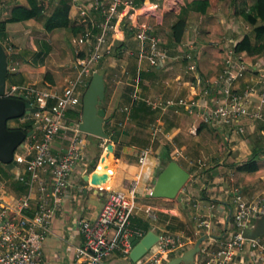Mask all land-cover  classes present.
<instances>
[{"label": "crops", "instance_id": "1", "mask_svg": "<svg viewBox=\"0 0 264 264\" xmlns=\"http://www.w3.org/2000/svg\"><path fill=\"white\" fill-rule=\"evenodd\" d=\"M66 1L70 4L68 18L72 22L76 17L75 10L70 1ZM138 1L140 3L142 0ZM191 1L160 0L154 14L139 17L140 21L151 24L152 34L159 35L163 41L159 49L165 54V59L156 66L150 65L146 59H139L135 33L128 29L127 20L122 22L120 33L109 38L117 51V57L111 56L106 58L107 61L102 60L100 72L105 76L103 67L105 68L106 62L110 67L121 68V71L128 68L129 63L133 65L134 78L130 87L125 88L118 82L112 89L107 84L102 101L105 110L103 128L108 134L119 132L120 144L111 141L110 137L105 140L81 133V158L73 169L69 185L52 216L50 232L43 243L41 264L82 262L78 252L83 248L85 238L79 221L94 222L106 200L108 190H120L133 181L136 182V208L131 223L145 232L136 238H142L147 231L152 230L157 235H179L184 241L181 248L166 256L164 264L191 248L200 233L204 232L216 237H209L200 244V252L195 255L193 264H203L208 253L217 250L220 242L229 234L231 222L226 224V216L230 209L232 212L235 200L249 203L257 198H264L262 122L243 119L240 122L242 132H239L236 125L207 124L201 121L204 109L214 107L222 99L221 76L230 51L243 56L249 65L244 76L233 83V89L242 92L246 86L257 81L262 67H256L255 63L259 59L264 60V52L253 58L246 51L237 52L234 49V45L252 31L240 12L248 9L253 0H218L204 14L189 11L182 40L174 43L170 37V27L181 7ZM57 4L43 3L45 18L51 16ZM18 5L26 6L27 1L0 0V21L6 22L4 48L8 53V67L15 68L12 72L18 80H23L22 85H37L44 74L49 72L54 83L47 89L60 92L72 75V35L64 28L48 30L44 18L9 22L12 10ZM189 53L193 55L191 61L195 63V73L189 69L191 62L183 57V54ZM197 78L201 79L200 83H197ZM7 85L11 84L7 82ZM84 89L85 87L82 88V94ZM180 100L186 104L179 103ZM187 100L195 105H188ZM138 101H145L151 108L161 110L147 126L151 142H157L155 147L152 144L144 148L137 147L127 141L123 134L131 132V129L133 131L136 125L129 114L133 103ZM79 108L81 102L74 109ZM79 119L80 116L77 120ZM71 122L73 120L66 116L65 125L70 126ZM38 126L39 124L33 122V132L24 141V145L39 142L42 131ZM71 133L68 129L60 130L54 138L52 152H65L69 144L67 136ZM107 142L113 144L117 156L106 152ZM165 145L171 149L172 160L190 174L179 191L181 198L151 195L153 181L165 166L159 157ZM146 148L149 153L143 163H140L139 152ZM21 151L17 150V153ZM253 151L257 154L251 160ZM33 154L34 150L12 169L6 168L0 162V182L6 183L11 194L21 195L28 192L25 182L32 177L28 161ZM104 154L107 158L111 156L106 163L107 167H104L106 160L100 162V157ZM249 164H253L255 168L241 169ZM93 171L107 174L103 187L90 182ZM86 175L87 180L84 179ZM47 177L42 169L36 172L34 198L38 194L39 182H44ZM148 208L156 213L155 220L147 217ZM256 217L251 218L249 226L254 224ZM201 221H206L209 227L199 226ZM257 239L264 244V232ZM127 263L128 260L119 251H115L103 262ZM234 264L261 263L253 261L250 248L246 246L235 257Z\"/></svg>", "mask_w": 264, "mask_h": 264}, {"label": "built area", "instance_id": "2", "mask_svg": "<svg viewBox=\"0 0 264 264\" xmlns=\"http://www.w3.org/2000/svg\"><path fill=\"white\" fill-rule=\"evenodd\" d=\"M42 3L57 4L61 0H41ZM76 8V17L82 24V31L71 36L74 49V60L71 63L72 75L66 80L60 92L33 85H6L5 95L23 94L39 108V111L28 114L26 120L39 124L42 137L36 144L18 147L14 153L15 164L25 160L34 150L28 161L32 177L25 183L28 192L14 195L8 192L5 182H0V264H41L43 260V243L50 232V224L55 209L69 185L73 169L81 158V132L76 123L65 125L67 112L73 110L86 87L91 74L98 70L99 63L115 52L109 42L111 35L119 34L122 22L127 20L128 29L135 33L139 59H146L156 66L165 58L159 49L163 43L159 35L152 34V26L139 20L140 16H151L158 8L160 0H68ZM248 63L241 55L229 52L227 65L222 73V99L214 107L205 108L201 121L207 124L218 123L236 125L242 132L241 120H257L263 124L264 136V65L255 84L246 86L242 92L233 89V83L244 76ZM195 68V64L191 66ZM8 67V71H14ZM253 99H256L255 101ZM179 103L186 104L180 100ZM192 104V103H190ZM190 109V108H188ZM78 120H73L76 122ZM68 129L69 144L62 154L52 152V144L57 133ZM17 150H22L17 153ZM149 149L139 152L138 161L143 163ZM42 169L48 177L39 182L37 197L34 198L36 172ZM22 179V178H21ZM136 182L126 188L108 190L106 200L94 222L80 220V230L85 244L79 250L82 262L77 264H103L104 260L119 251L127 264H164L166 256L181 248L184 244L181 236L169 233L158 235V240L137 261L130 259L131 237L142 236L145 232L140 227L132 226L131 217L136 208ZM264 214V198L252 202L235 200L231 212L229 234L220 242L217 250L208 253L203 264H234L235 257L246 246L250 248L253 261L264 264V244L257 237L248 239L242 236L244 227L249 226L252 217ZM147 217L155 220L157 215L149 208ZM199 226L209 227L206 221ZM112 231V235L110 232Z\"/></svg>", "mask_w": 264, "mask_h": 264}, {"label": "water", "instance_id": "3", "mask_svg": "<svg viewBox=\"0 0 264 264\" xmlns=\"http://www.w3.org/2000/svg\"><path fill=\"white\" fill-rule=\"evenodd\" d=\"M8 53L0 42V162L5 164L6 168L12 169L15 165L14 153L18 147H21L24 141L31 136L33 130L25 131L20 128H11L7 122L21 118L39 111V108L32 105L30 100L23 94L5 95L8 73ZM105 96V79L103 73L95 70L87 81L85 90L81 99V115L76 122L78 131L84 134L92 135L105 140L109 139L105 132L104 118L105 110L101 103ZM108 154L114 153L113 144L107 142L105 146ZM106 154L100 157V162L106 160ZM107 167V164L104 165ZM189 172L183 169L175 160L168 162L156 176L153 181L151 195L156 197H180V189L189 178ZM87 175L84 179L87 180ZM107 174H100L97 171L91 173L90 182L100 186L105 182ZM231 209L226 216V224L229 223ZM264 232V214L258 215L252 226H246L242 230V236L248 239H254ZM209 237H216L212 234L201 232L194 245L181 255L169 259L166 264H193L195 255L200 252V244ZM158 240V235L152 230L146 232L142 238L131 237L130 259L132 262L141 258L149 248Z\"/></svg>", "mask_w": 264, "mask_h": 264}, {"label": "trees", "instance_id": "4", "mask_svg": "<svg viewBox=\"0 0 264 264\" xmlns=\"http://www.w3.org/2000/svg\"><path fill=\"white\" fill-rule=\"evenodd\" d=\"M27 5H18L12 10L11 17L8 19L9 22H19L28 19L40 20L44 18L45 27L48 30L53 28H64L71 35H76L82 31V24L78 19L70 22L68 18V11L70 9V4L66 0H61L56 5L53 13L50 17L45 18L44 16V6L41 0H26ZM218 0H192L185 6H182L176 20L172 23L170 27V37L174 43H179L182 40L183 33L186 27V16L189 11H196L199 13H206L207 9L217 3ZM139 2V1H138ZM241 17L246 23L251 27L252 31L250 34H245L235 45V51H246L248 55L253 58L259 57L264 52V0H253L251 6L240 12ZM5 21H0V42L4 46L5 33ZM18 77L11 71L7 73V82L11 85L22 86V79H17ZM105 79V88L107 89V78ZM53 79L49 72L44 74L42 81L33 85L39 88H49L53 85ZM129 117L135 122L134 129L131 132H123L127 141L137 147L144 148L152 144L155 147L157 142H151L150 134L147 132V126L155 120V118L160 114V109L151 108L145 101L134 102L132 108L130 109ZM81 108L70 110L67 112V117L69 120H77L80 116ZM22 118V117H21ZM21 118L15 119L19 121ZM14 128H20L25 131L33 130V121L25 120L18 124ZM129 129V130H130ZM108 134V132L105 130ZM108 136L110 140L116 144H120L118 141L119 132L109 133ZM170 147L165 145L162 152L159 154L161 162L166 165L172 157L170 156ZM257 153L253 151L251 160L255 157ZM115 156L118 154L114 153ZM110 161L107 158L105 164ZM253 164L248 166H243L241 169H254ZM105 170V169H104ZM129 185V184H128ZM128 185L123 187L126 188ZM231 222V218L229 223Z\"/></svg>", "mask_w": 264, "mask_h": 264}, {"label": "rangeland", "instance_id": "5", "mask_svg": "<svg viewBox=\"0 0 264 264\" xmlns=\"http://www.w3.org/2000/svg\"><path fill=\"white\" fill-rule=\"evenodd\" d=\"M71 7H73V9L75 10L74 12H75V14H77L76 12V8L71 4ZM117 53V51H116V49H115V52L113 53V55H112V57L111 58H114V57H117L116 54ZM183 57H185L186 59H188L189 60V62H191L190 63V66H192L193 64H195L194 62H193V60L191 61V58L193 57V55L192 54H183ZM165 59V58H164ZM164 59L162 60V62L164 61ZM103 60H106L107 61V59L105 58V59H103ZM127 60H130L129 58L127 59ZM102 61V60H101ZM112 62H114V60H111ZM258 62H260V63H262L263 65H264V60H262V59H259V61ZM101 63L102 62H100L99 63V67H98V69H99V71H100V66H101ZM106 64V66H105V68L103 67V70L105 71V76H106V78H107V82H108V86H109V88H114L115 86H116V84L118 83V82H121L122 84V86L124 85V87L125 88H127V87H130V84H132L133 83V78H134V75H133V72H132V70H133V65L131 64V63H129V65H128V68L127 67H125V70L124 71H121V68H118V67H110V66H108L109 64H108V62H106L105 63ZM104 64V65H105ZM192 64V65H191ZM184 66V65H183ZM261 67V66H260ZM190 69V71L191 72H194L195 73V68H189ZM198 78H199V76H198ZM197 78V83H200L201 82V79H198ZM111 89V90H112ZM85 90V89H84ZM111 90H108V91H111ZM187 101H189V100H187ZM170 103V102H169ZM188 105L190 104V101L187 103ZM192 104H194L193 102H192ZM195 105V104H194ZM102 106H104V102L103 103H101V107ZM26 116H30V115H24L19 121H16V120H9L8 122H7V124H8V126L9 127H11V128H14V127H16V126H18V124L19 123H21V122H23V121H25L26 119ZM158 136V135H157ZM156 136V137H157ZM152 146V145H151ZM153 147V146H152ZM111 156H112V154H110ZM175 155H177V154H175ZM111 156H110V159H111ZM101 186L103 187V184H101Z\"/></svg>", "mask_w": 264, "mask_h": 264}, {"label": "clouds", "instance_id": "6", "mask_svg": "<svg viewBox=\"0 0 264 264\" xmlns=\"http://www.w3.org/2000/svg\"><path fill=\"white\" fill-rule=\"evenodd\" d=\"M231 218V217H230Z\"/></svg>", "mask_w": 264, "mask_h": 264}]
</instances>
